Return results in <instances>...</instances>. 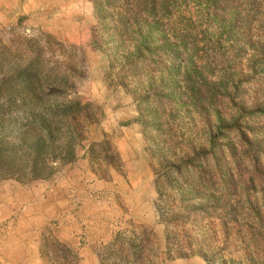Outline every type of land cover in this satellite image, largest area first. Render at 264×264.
<instances>
[{"label":"trees","instance_id":"trees-1","mask_svg":"<svg viewBox=\"0 0 264 264\" xmlns=\"http://www.w3.org/2000/svg\"><path fill=\"white\" fill-rule=\"evenodd\" d=\"M92 1V45L109 59L108 86L122 87L136 104L166 255H200L206 264H264V105L259 128L247 125L219 97L208 65L196 62L198 45L190 33H170L174 6L187 0ZM246 1L252 10L238 19L242 28L262 0ZM54 71L42 73L29 63L1 77L0 176L50 178L79 158L77 147L103 117L95 102L71 97L70 69ZM253 108L246 107L249 120L255 119ZM82 156L99 179L110 180L113 170L124 168L107 136L91 142ZM201 218L215 227L202 234L186 228ZM45 232L38 250L46 264H80L75 250ZM157 248L153 229L139 225L95 253L97 264H158Z\"/></svg>","mask_w":264,"mask_h":264},{"label":"rangeland","instance_id":"rangeland-1","mask_svg":"<svg viewBox=\"0 0 264 264\" xmlns=\"http://www.w3.org/2000/svg\"><path fill=\"white\" fill-rule=\"evenodd\" d=\"M220 2L177 3L170 33H190L198 45L196 62H205L219 81V97L256 129L264 105V0L246 28L238 19L252 10L247 1ZM96 24L92 0H0V79L29 63L48 74H56L57 67L70 69L71 97L93 101L103 110L77 147L75 162L31 182L0 176V264H46L38 250L45 230L75 250L80 264H97L96 249L139 225L155 233L158 264H206L200 255H166L164 226L155 208V173L135 121L136 104L122 87L108 86L109 59L92 45ZM251 105L256 107L250 110L253 120L246 109ZM105 136L124 162L110 180L97 178L82 156L91 142ZM213 227V221L201 218L186 228L202 234Z\"/></svg>","mask_w":264,"mask_h":264}]
</instances>
